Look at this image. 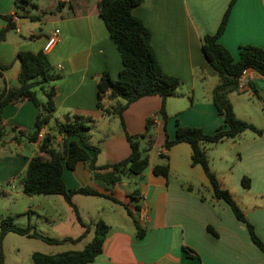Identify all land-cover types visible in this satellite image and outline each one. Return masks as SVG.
Instances as JSON below:
<instances>
[{"label":"crops","instance_id":"obj_1","mask_svg":"<svg viewBox=\"0 0 264 264\" xmlns=\"http://www.w3.org/2000/svg\"><path fill=\"white\" fill-rule=\"evenodd\" d=\"M15 1L0 0L1 14L18 15L14 31L7 30L0 41V63L9 66L0 77V88L4 84L18 85L16 53L43 51L46 38L57 28L59 39L45 52L52 65L51 75L56 78L42 85L55 90L52 120L76 117L88 121L89 142L99 148L97 165L115 163L129 155L125 131L146 135L139 139V148L149 164L141 174H125L119 182L107 183L91 177L81 161L73 169L63 167L62 178L67 188L89 186L106 195L97 197L120 204L125 210L127 207L133 214L138 206L149 216L144 225L137 223L143 232L141 237L132 217L131 223L123 218L119 223L99 218L109 226V231L102 252L87 264H264V251L253 243L246 225L234 216L224 200L213 196L201 166L191 164V146L186 142L169 149L163 146L166 135L174 138L177 123L200 127L208 134L223 124V117L211 100L218 75L206 61L201 42L205 34L215 32L230 0H141L132 8V13L151 32L150 43L159 65L166 74L177 77L181 85L176 96L164 100L166 118L160 114L159 95L143 96L130 103L123 111L125 130L116 115L96 106L101 74L107 72L117 79L122 68L120 53L98 13L100 0H32L19 5L21 11L15 8ZM30 6L40 12H32ZM23 15L37 19L32 21ZM5 25L6 21L0 18V29ZM218 41L234 60L238 59L242 45L264 50V0H236ZM245 78V88L229 93L228 98L236 116L262 129V133L245 130L204 148L221 186L230 191L264 243V77L248 69ZM38 91L45 103L44 91ZM245 91L246 101H239ZM114 104L115 101L108 103ZM37 112L30 100L4 106L0 185L22 178L28 160L38 152L37 141H27L9 130L12 126L32 129ZM150 118L153 122L147 125ZM49 127L50 123L44 124L41 131L44 133ZM51 132L56 134L54 129ZM55 136L58 145L61 136ZM159 151L168 155L167 178L152 173L154 165L164 162ZM244 175L250 179L248 189L241 183ZM43 196L37 197V209L53 218L57 206L62 207L59 198L64 199L59 194ZM101 210L106 213L104 208ZM82 219L89 225L87 234L95 230V224ZM80 227L82 233L84 228ZM64 237L71 236L57 238Z\"/></svg>","mask_w":264,"mask_h":264},{"label":"trees","instance_id":"obj_2","mask_svg":"<svg viewBox=\"0 0 264 264\" xmlns=\"http://www.w3.org/2000/svg\"><path fill=\"white\" fill-rule=\"evenodd\" d=\"M235 1H229L215 32L205 34L201 42L206 61L218 75V82L212 90L211 100L218 114L223 117V124L214 133L208 134L200 127L182 126L177 123L174 138L170 139L166 135L163 146L165 149H169L180 142H186L191 146V164L201 166L209 181L213 196L224 200L230 206L234 216L246 225L253 243L264 251V243L257 237L253 224L241 210L230 191L221 186L216 173L210 167L209 158L204 148L206 144L214 145L223 140L232 139L245 130H251L258 135L262 133V129L236 116L228 98V94L231 92H241L238 88V79L244 70L251 69L264 77V50L261 47L242 45L238 59L234 60L228 49L218 41L225 29ZM140 2L141 0H100L97 5L99 16L120 53L122 68L117 79H112L107 72L101 74L97 83L96 106L105 113L116 115L124 130L123 111L130 103L143 96L159 95L162 99L160 114L166 118L164 100L167 97L176 96L181 85V81L177 77L163 71L150 43L151 32L132 13V8ZM15 3L25 5L32 3V0H16ZM23 16L32 21L37 19V16L34 15ZM0 18L6 21V25L0 29L1 41L7 30L15 28V23L11 14H0ZM15 57L19 61L18 85L4 84L0 88V137L5 134V127L2 125L1 119L4 106L24 100L32 101L38 108L32 129H22L16 126L9 128L27 141L38 142V152L28 160L21 178L22 192L30 196L61 195L72 207L75 218L84 231L76 238L48 237L40 234L30 224L26 226L16 224L13 216L6 215L0 219V239L11 231L27 237L40 238L49 244L75 243L88 233L89 225L82 219L73 203V195H106L89 186L67 188L62 178L63 167L73 169L77 162L81 161L91 177L107 183L119 182L125 174H141L149 164L148 157L139 148V139L146 135L145 133L130 135L125 131L130 146L129 155L115 163L97 165L96 157L99 148L89 142L86 134L89 129L88 121L76 117L72 119L66 117L63 121L52 120L55 109V90L54 87L44 89L42 85L55 80L56 77L51 75L52 65L46 54L43 51H18ZM8 68V65L0 63V77ZM38 85L41 87L35 89ZM251 87L256 92L252 85ZM38 90L44 91L46 101L43 104H40L37 98ZM111 101H115L113 106L108 105ZM152 122L151 118L148 119L147 125H151ZM47 123H50L49 130L39 137L38 134L42 126ZM52 129L56 134L51 132ZM55 135L61 136V143L58 145L55 143ZM160 156L164 162L154 165L152 173L167 178L169 175L168 155L162 153ZM241 183L245 189H248L250 186L249 177L244 175L241 178ZM136 208L139 209L138 206ZM126 211L133 218L138 230L137 235L141 237L143 232L137 225L133 212L127 207ZM208 229L211 230L210 227ZM108 231L109 226L99 219L95 224L93 238L81 250H67L54 254L35 251L31 255L33 264L90 263L102 252ZM185 251L189 252L187 249ZM0 264H2L1 253Z\"/></svg>","mask_w":264,"mask_h":264},{"label":"rangeland","instance_id":"obj_3","mask_svg":"<svg viewBox=\"0 0 264 264\" xmlns=\"http://www.w3.org/2000/svg\"><path fill=\"white\" fill-rule=\"evenodd\" d=\"M15 6L18 11H21L19 5L15 3ZM29 9L32 12H40L32 6ZM9 30L14 31L13 29ZM240 95L239 101H246L248 92H242ZM37 98L40 104L44 103L41 93L37 95ZM254 99L255 101L257 100L256 98ZM20 180L21 178L15 182L0 185V219L6 215H11L16 224L20 226L30 224L40 234L53 238L66 235L75 238L81 233L82 229L75 219L72 208L64 200L59 198L62 207L57 206L53 213V218L46 217L42 211L37 209V197L41 199L44 196L24 194L19 184ZM73 200L78 204L81 216L92 222L93 226L99 218H102L105 222L115 220V222L119 223L121 218L125 219L126 223L132 222L131 216L127 214L125 208L120 204L113 203L109 199L77 194L73 197ZM54 208L55 206H53ZM102 208L106 210V213H101ZM94 234L95 230L93 228L89 234H86L84 238L75 243L49 244L40 238L27 237L10 231L0 239L2 264H33L31 255L35 251L54 254L67 250H81L93 238Z\"/></svg>","mask_w":264,"mask_h":264},{"label":"built area","instance_id":"obj_4","mask_svg":"<svg viewBox=\"0 0 264 264\" xmlns=\"http://www.w3.org/2000/svg\"><path fill=\"white\" fill-rule=\"evenodd\" d=\"M17 19H18L17 15H13L12 20L16 21ZM58 39H59V29L55 28L51 31V33L46 38V41H45V43L43 45V49H42L43 52L45 53V52L50 51L51 48L55 45V43L58 41ZM246 73H247V70H244L238 79L239 90H243L247 84L246 78H245ZM38 135H39V137H42L43 132L40 131ZM158 153L161 154L160 151ZM134 212H135L134 217H135L138 224L144 225L148 221L149 216L144 209L134 208Z\"/></svg>","mask_w":264,"mask_h":264},{"label":"water","instance_id":"obj_5","mask_svg":"<svg viewBox=\"0 0 264 264\" xmlns=\"http://www.w3.org/2000/svg\"><path fill=\"white\" fill-rule=\"evenodd\" d=\"M21 183H22V181H21Z\"/></svg>","mask_w":264,"mask_h":264}]
</instances>
